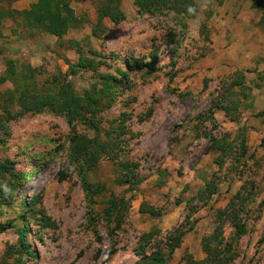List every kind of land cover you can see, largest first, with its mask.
<instances>
[{"label": "rangeland", "instance_id": "obj_1", "mask_svg": "<svg viewBox=\"0 0 264 264\" xmlns=\"http://www.w3.org/2000/svg\"><path fill=\"white\" fill-rule=\"evenodd\" d=\"M102 1L86 4L82 16L90 18L88 22L60 39L26 27L19 17L3 23L20 41L0 39V75L5 60L14 58L39 68V86L49 85L53 76L61 78L68 68L65 60L77 59L73 40L86 55L94 50L102 56L96 57L101 61L95 70L69 76L78 93L101 73L122 79L117 67L125 69L124 59L147 61L151 51L157 58L152 68L129 71L124 87L101 112L105 129L117 121L125 133L117 158L102 157L88 174V182L104 186L94 196L87 194L70 160V129L63 116L43 111L9 122L10 135L0 146V158L13 160L24 178L13 204L0 207V222L17 218L23 200L41 197L40 208L53 223L45 227L30 220L33 255L27 264H133L157 249L165 250L169 237L184 229L167 264H191L205 257L202 243L218 226L219 212L239 191L241 196L251 192L240 214L246 232L235 236V227L224 218L222 238L232 242L231 264H264V115L253 105V90L264 89V65L246 72V81L256 86L252 97L243 99L237 120H230L214 107L222 78L234 71L223 72V52L219 55L212 47L223 6L196 3L197 16L186 19L182 29L172 13L138 15L133 0H121L125 20L117 25L104 20L98 32L107 35L95 37L93 15ZM171 28L177 31L175 49L166 43ZM11 86L0 84V91ZM76 128L92 135L79 123ZM210 135L230 141L227 154L209 147ZM122 160L137 163L136 184L114 181ZM207 183L215 186L213 194H203ZM111 194L124 198L119 221L117 213L111 218L103 213ZM149 232H154L151 238L142 237ZM16 244L14 228L0 231V264L11 260L6 249Z\"/></svg>", "mask_w": 264, "mask_h": 264}, {"label": "trees", "instance_id": "obj_2", "mask_svg": "<svg viewBox=\"0 0 264 264\" xmlns=\"http://www.w3.org/2000/svg\"><path fill=\"white\" fill-rule=\"evenodd\" d=\"M16 0H0V36L1 27L7 18L21 19L23 25L39 32L47 33L62 38L70 28L80 26L82 19L75 13L70 5V0H36L28 8L17 10L12 8V3ZM262 0H255L253 6L261 7ZM138 15L161 14L168 16L170 13L180 28L186 27V19L195 18L198 14V6L194 0H133ZM97 21L91 34L95 37L107 32L102 31V20L108 18L114 25L125 20V13L121 8V0H103L96 8ZM261 20H264V13ZM177 31L171 28L167 34L166 43L177 44ZM77 46L78 57L74 62L65 60L67 70L62 77L58 75L49 79V85L39 86L36 81L37 67L29 63H19L14 58L5 60V69L0 75V84L10 82L11 87L0 91V146H4L10 135L9 122L20 118L26 114H38L43 111L61 115L70 129L69 157L75 165L87 194L94 196L102 192L104 186L88 182L89 172L98 164L99 160L107 156L116 159L121 150L123 139L121 135L125 132L117 121L109 123L107 129L102 126L101 112L108 108L117 95L118 89L124 87V81L128 80L129 71L141 69L146 66L152 68V64L157 58L156 51L149 53V60L143 61L134 57L124 59L125 69L117 67L116 74L110 72L101 73L99 79L92 83L81 93L75 91L73 82L69 79L79 70H95L102 57L94 50L91 55H86L79 42H74ZM250 69H235L224 76L217 94L214 107L223 110L225 116L230 120H237L239 108L243 99L251 96L253 86L246 81V72ZM241 96V97H240ZM246 101V100H245ZM77 123L83 125L86 131H91L92 135L78 132ZM210 148L221 151V155L228 153L230 141L217 139L209 136ZM246 146H243V150ZM246 152V150H245ZM121 166L120 174L114 179L118 184H136L135 169L137 163L128 160L118 161ZM164 174V172H160ZM24 174L15 168V162L7 157L0 158V207L11 206L15 200V192L22 184ZM203 194H213L215 186L206 184ZM251 192L241 196L240 191L233 196L226 208L219 213L220 222L211 235L202 243V250L205 257L199 260H191V264H231L234 259L232 242H223L221 224L223 219L229 220L235 227V236L239 237L246 232V224L241 220L240 214L245 211L246 203L251 198ZM41 197L34 196L30 201L21 202L22 211L18 212L17 218H10L0 222V231L14 228L17 232V244L9 246L6 254L10 261L2 264H27V258L32 256L28 232L29 222L34 219L41 226H51L53 221L47 216L41 205ZM123 197L111 194L109 204L104 208L103 213L107 218L113 217L114 213L120 211ZM92 202V200H91ZM147 211V210H144ZM154 213V212H151ZM37 215V216H36ZM224 216V217H223ZM121 214H118L117 220ZM19 223H16L15 220ZM190 229V227H189ZM187 229L179 230L172 234L166 243V249H157L150 254L142 256L133 264H167L171 259L174 250L179 247L182 237ZM154 232L144 234L142 237L151 238Z\"/></svg>", "mask_w": 264, "mask_h": 264}, {"label": "crops", "instance_id": "obj_3", "mask_svg": "<svg viewBox=\"0 0 264 264\" xmlns=\"http://www.w3.org/2000/svg\"><path fill=\"white\" fill-rule=\"evenodd\" d=\"M36 0H16L12 3V8L22 10L28 8ZM92 0H70V5L75 13L82 18L81 25L88 22L90 18L82 16L85 12L86 4ZM195 3L220 4L223 12L216 19L219 21L217 32L213 33V50L219 55L223 52V72H229L235 69H249L257 67L258 70L264 65V20H261L264 13V0L261 1V7L253 6L255 0H194ZM95 21H97V11L95 12ZM91 16V18H93ZM109 20L105 18L102 20ZM110 21V20H109ZM4 23V22H3ZM96 24V22H95ZM72 29V28H70ZM66 32V34L70 31ZM2 35L0 39L11 40L19 39L17 33L11 32V29L5 30L1 27ZM43 33V32H42ZM47 34V33H45ZM63 35L62 38L65 37ZM50 36H56L48 34ZM220 63L221 60H217ZM255 99L253 105L261 109L260 113L264 115V89L253 90Z\"/></svg>", "mask_w": 264, "mask_h": 264}]
</instances>
